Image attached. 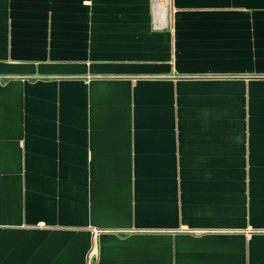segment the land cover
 <instances>
[{"label":"crops","instance_id":"crops-1","mask_svg":"<svg viewBox=\"0 0 264 264\" xmlns=\"http://www.w3.org/2000/svg\"><path fill=\"white\" fill-rule=\"evenodd\" d=\"M0 264H264V0H0Z\"/></svg>","mask_w":264,"mask_h":264}]
</instances>
